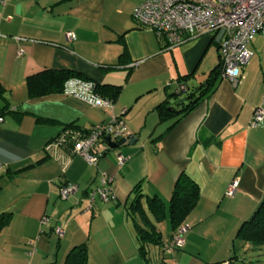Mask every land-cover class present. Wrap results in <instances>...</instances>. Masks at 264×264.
<instances>
[{
    "label": "crops",
    "instance_id": "obj_1",
    "mask_svg": "<svg viewBox=\"0 0 264 264\" xmlns=\"http://www.w3.org/2000/svg\"><path fill=\"white\" fill-rule=\"evenodd\" d=\"M144 1L0 3V83L6 103L20 112L0 115V211L12 212L0 232V264H63L69 249L79 244L86 245L88 264H148L139 253L125 202L139 183L167 208L181 171L198 184L200 195L184 222L183 247L165 254L166 262L256 264L245 260L254 250L239 242L234 248L239 258H230L237 229L264 191V119L251 125L264 97V36L257 33L250 42L253 55L236 84L220 75L211 95L166 131L174 119L160 121L156 106L165 99L182 100L185 90L219 64L218 34H201L168 48L133 19L134 8ZM67 32L75 37L67 39ZM45 69L76 70L89 80L70 79L122 85V90L105 107L64 92L29 98L26 78ZM113 116L123 119L134 141L107 151L96 165L65 148L46 149L67 124L91 128ZM115 150L127 158L121 166ZM104 173L112 177L115 198L95 196L91 203L89 193ZM233 181L237 187L229 196ZM65 184L77 188L62 199L59 189ZM163 225L166 243L172 230ZM158 251L149 246V264H162Z\"/></svg>",
    "mask_w": 264,
    "mask_h": 264
},
{
    "label": "built area",
    "instance_id": "obj_2",
    "mask_svg": "<svg viewBox=\"0 0 264 264\" xmlns=\"http://www.w3.org/2000/svg\"><path fill=\"white\" fill-rule=\"evenodd\" d=\"M5 1L7 0H0V3L4 4ZM132 17L139 26L151 29L159 39L164 40L168 48H173L191 37L205 33L218 34L223 31L219 40L221 76L233 84L237 83L241 68L253 55L249 48L250 42L257 33L264 36V0H146L134 8ZM66 37L73 39L75 36L72 32H67ZM64 93L96 107L111 106L113 103L110 99L99 96L94 91L92 82L78 79L68 80ZM263 104L264 97L253 111L251 125H256L264 119ZM130 136L123 119L120 116H113L108 122L93 125L85 136L80 132L62 133L49 142L46 149L65 148L68 142L72 141L69 153L81 156L88 165H96L107 151L116 148L109 145L107 138L118 144L128 141ZM99 145L101 149L98 148ZM116 159L121 166L127 158L118 152ZM236 187V181L231 182L226 194L233 195ZM76 188L75 184L63 185L59 189V196L65 199ZM95 196L103 201L115 198L111 176L102 174L99 187L89 193L91 203ZM46 220V217L42 218V221ZM187 229L185 223L181 224L170 240L163 243L162 249L165 254H173L176 249L183 247ZM54 231L59 237L63 235V230L58 226Z\"/></svg>",
    "mask_w": 264,
    "mask_h": 264
},
{
    "label": "trees",
    "instance_id": "obj_3",
    "mask_svg": "<svg viewBox=\"0 0 264 264\" xmlns=\"http://www.w3.org/2000/svg\"><path fill=\"white\" fill-rule=\"evenodd\" d=\"M221 67L222 63L220 59L219 64L209 72L202 82L191 89L185 90V97L182 100H178L173 104L168 99H165L156 106L160 121L174 119L166 131H170L183 117L193 111L201 101L211 95L215 88V82L221 75ZM71 77L89 80L81 72L72 69H45L30 75L26 78L28 97L33 99L50 94L63 93L65 83ZM93 85L94 91L99 96L108 98L112 102L117 100L122 90V85L97 82H94ZM4 93L5 88L0 83V99L5 102L3 105H0V115L7 113L20 116V112L16 108L9 107L6 103ZM90 130L91 128H82L71 123L65 125L57 137L67 131L80 132L82 136H85ZM57 137L52 140H55ZM71 142H68L69 144L65 149L70 150L72 147ZM118 144L120 145L121 142ZM199 195L198 184L185 171H181L176 178L168 203V209L160 196L144 193L139 183L131 189L125 202V213L132 222L139 253L146 263L149 264L151 262L149 246L155 245L158 247L161 256L160 263L168 264L164 258L165 253L162 249L164 240L157 228V224L168 218L173 235L175 230L185 222V219L195 207ZM11 220L12 212L0 211V232L10 224ZM236 242L247 244L253 250L261 249L264 246V191L252 215L244 220L237 229L232 242L234 255L230 260L239 258V254L237 255L236 251H234ZM249 258L246 256L245 260H252ZM253 261L255 262V260ZM63 264H88L86 245L79 244L72 246L67 252Z\"/></svg>",
    "mask_w": 264,
    "mask_h": 264
},
{
    "label": "rangeland",
    "instance_id": "obj_4",
    "mask_svg": "<svg viewBox=\"0 0 264 264\" xmlns=\"http://www.w3.org/2000/svg\"><path fill=\"white\" fill-rule=\"evenodd\" d=\"M182 95H185V93L183 92ZM117 153H118V151L115 150L114 154L116 157H117ZM167 208H168V206H167ZM161 223H162L161 226H162V231H163V237H165L167 235L168 231L164 228L163 223H166V225H168V228L170 230V224H169L168 218H165ZM150 249L153 251L154 249L157 250L158 248L155 245H151ZM250 255L251 256L249 259L255 260L256 264H264V246L261 249H257V250L252 251Z\"/></svg>",
    "mask_w": 264,
    "mask_h": 264
},
{
    "label": "water",
    "instance_id": "obj_5",
    "mask_svg": "<svg viewBox=\"0 0 264 264\" xmlns=\"http://www.w3.org/2000/svg\"><path fill=\"white\" fill-rule=\"evenodd\" d=\"M222 33H223V31H220V32L218 33L217 38H216V41H219V40H220V37L222 36ZM107 141H108L109 145H110L112 148H115V147L118 146V144H116L115 142L111 141L109 138H107ZM132 141H134V138H129V142H132ZM122 143H124V142H122ZM122 143H121V144H122Z\"/></svg>",
    "mask_w": 264,
    "mask_h": 264
}]
</instances>
